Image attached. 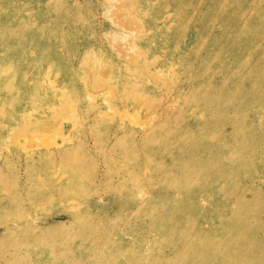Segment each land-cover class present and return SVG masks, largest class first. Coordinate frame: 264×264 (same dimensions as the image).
<instances>
[{
  "label": "rangeland",
  "instance_id": "1",
  "mask_svg": "<svg viewBox=\"0 0 264 264\" xmlns=\"http://www.w3.org/2000/svg\"><path fill=\"white\" fill-rule=\"evenodd\" d=\"M259 1L218 0L212 11L209 0L10 4L27 40L7 75L24 92L16 80L0 91V264H187L205 231L222 248L245 240L237 264H264V247L244 255L264 244ZM209 12L220 19L203 26ZM192 62L194 74L208 68L198 81L217 90L210 106L206 91L178 94L197 84L186 80ZM216 155L230 176L192 168V156Z\"/></svg>",
  "mask_w": 264,
  "mask_h": 264
},
{
  "label": "bare ground",
  "instance_id": "2",
  "mask_svg": "<svg viewBox=\"0 0 264 264\" xmlns=\"http://www.w3.org/2000/svg\"><path fill=\"white\" fill-rule=\"evenodd\" d=\"M231 1V0H229ZM262 1H259V4ZM14 0H0V26H2V32H0V82H2V85L0 86V91H6L8 89H10L14 83L17 82L18 86L20 87V90L18 91V95H21L24 92V87L19 84L21 82V78L20 76H17L16 79H12V78H7L8 75V71H11L12 69V64L10 62L11 60V52L16 51V48H18L19 45H21L23 42H25V40H27V38H25L24 40H22V35H27L26 33V27L24 26V24L26 23V18L23 14H20L19 12H14L12 9H10V4H13ZM219 2L218 0H209V5L207 6L209 11H212L214 9V7L216 5H218ZM220 7V6H219ZM260 7V6H258ZM242 13V12H241ZM197 13H195L196 15ZM210 12L207 14L206 20L202 21L204 22L203 26H211L212 23H215L217 21V18H215L213 20V15L209 16ZM195 15H193L195 17ZM245 16L247 14H244ZM220 19V18H219ZM253 19V18H252ZM250 22L249 17H247L244 21L245 26L244 28L247 26V24ZM243 28V29H244ZM14 36L13 38L18 39V42L13 45L8 43L7 38ZM25 44V43H24ZM170 51L172 53H174V49H170ZM188 52H190L191 54L194 53V49H188ZM200 64H197L195 62H192L190 64H186L185 68L188 71L186 80H197V84L190 86L188 88V90L181 91L178 92V94L180 95V97H182V95L186 96L189 94H196L199 93L201 91H206L207 92V97H208V101L207 104L208 106H210V101L213 98V94L210 89H213V91H217L214 90V85L212 86L210 83H200L198 80H200V78H202V74H204L206 72V70L208 69L207 67L203 69L202 73H196L194 74V68H199ZM14 80H16V82H14ZM185 80V78L183 79ZM186 93V94H185ZM220 93V92H219ZM215 98V97H214ZM12 108V106H11ZM181 115L179 114L177 116V118H180ZM160 122V128L163 129L164 125L167 123L165 120L160 119L158 120ZM169 135H174L172 133H169ZM149 134H147L146 136H148ZM192 134L190 133L186 139H191L192 138ZM185 137V136H184ZM150 138V137H149ZM148 138V140H149ZM147 140V137H142L141 139L137 140L136 145L140 144L142 145L144 143V141ZM135 144V143H134ZM134 146L132 149H130L129 147V151L133 152V149L137 148V146ZM71 152L69 151H64L62 153L61 157V161H63V159L65 157H67ZM145 157H147V155H145ZM222 156L220 155H216V156H208V157H202V158H198L196 156H192V168L194 170H207V171H211L210 176L212 178H216V177H225V176H230L232 174L229 166L226 167L222 164H220V160H221ZM215 160V161H214ZM218 164V165H215ZM35 170V169H34ZM1 174V173H0ZM44 174H48L46 171H44ZM38 175H33L30 174V178L32 180V182H35V184H38L36 182ZM2 177V176H1ZM42 178V177H41ZM51 179L49 176H45V178L40 179V181L42 182L43 180H48ZM2 180V179H1ZM0 180V181H1ZM150 187H154V186H150ZM52 191H55V193L57 195H61L63 194L64 190L61 186H57V188H53ZM50 194H52L50 192ZM42 198H35V203H38ZM33 202L34 199H32L30 201V204L26 205V209H30L33 206ZM1 208V207H0ZM25 210V209H24ZM161 234V232H159ZM164 238L166 237V239L170 238V235L167 236H163ZM235 243L238 244H234V246H232L231 244H225V247L222 248L220 247L218 241L215 239V237L213 236V234L209 231H205L199 238H197L194 243L191 245H189L188 247V254L184 257V260L187 264H206L205 260L209 259L211 255H213L214 253H220L225 259L221 260V262L219 264H237L239 263V258L238 256H240V249L238 248H246L245 244H243L245 242V240L243 238L241 239H237L234 241ZM261 247H264V244H252L250 248H253L249 253L244 254L246 256H251V257H256V253L257 250ZM264 254V249L260 250V255Z\"/></svg>",
  "mask_w": 264,
  "mask_h": 264
}]
</instances>
